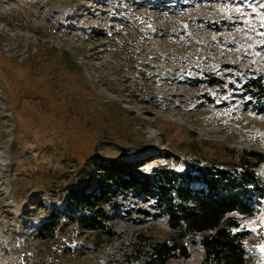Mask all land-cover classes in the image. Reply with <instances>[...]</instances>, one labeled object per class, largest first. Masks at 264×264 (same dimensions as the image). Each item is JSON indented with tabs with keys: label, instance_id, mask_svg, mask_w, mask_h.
<instances>
[{
	"label": "rangeland",
	"instance_id": "1",
	"mask_svg": "<svg viewBox=\"0 0 264 264\" xmlns=\"http://www.w3.org/2000/svg\"><path fill=\"white\" fill-rule=\"evenodd\" d=\"M262 5L0 0V47L17 62L9 69L0 61L7 78L0 81V264H145L152 241L172 238L164 209L147 198L124 202L111 221L113 236L77 227L57 177L76 174L75 181L94 185L96 168L87 159L90 174L76 173L70 156L83 144L73 125L95 142L96 161L143 158L149 171L192 172L195 151L224 160H237L242 150L264 155V114L239 88L249 75L264 77ZM211 76L214 85L206 82ZM260 204L241 219L248 229L244 264H264V198ZM54 214L55 231L38 237ZM189 238V256L176 252L168 264H201L199 236Z\"/></svg>",
	"mask_w": 264,
	"mask_h": 264
},
{
	"label": "trees",
	"instance_id": "2",
	"mask_svg": "<svg viewBox=\"0 0 264 264\" xmlns=\"http://www.w3.org/2000/svg\"><path fill=\"white\" fill-rule=\"evenodd\" d=\"M62 53L70 61V67L79 70L72 55L68 51ZM5 60L9 69L17 63L8 59L0 47V61ZM0 77V81L6 83L7 78L2 74ZM183 77L191 79L187 72ZM206 82L214 85L217 79L211 76ZM239 85L245 103L255 112L264 114V77L249 75ZM73 127L77 133L74 138L83 144L72 149L70 156L76 173L90 174L91 170L85 169L88 160L89 168H96L94 185L88 180L84 184L75 181L76 174L69 179L66 175L57 177V186L65 189L68 215L80 230L96 232L102 238L113 236L111 221L125 201L153 199L154 206L164 209L166 223L173 234L170 239L151 242L145 264H168L176 252L188 257L189 237L196 235L204 254L201 264H244L248 260L249 250L244 241L248 229L241 219L259 212L264 198V179L257 171L264 161L262 151L242 150L237 160L205 157L195 151L191 158L195 160L191 163L192 172L182 174L166 168L149 171L143 168V158L113 157L96 161L93 159L95 142L87 143L85 137L79 136L81 128ZM193 134V131L188 132L190 139ZM29 187L26 186L23 197ZM15 192L20 202L19 193ZM135 209L138 213L145 212L140 207ZM55 214L39 226L38 237L46 238L55 231L58 224Z\"/></svg>",
	"mask_w": 264,
	"mask_h": 264
},
{
	"label": "snow or ice",
	"instance_id": "3",
	"mask_svg": "<svg viewBox=\"0 0 264 264\" xmlns=\"http://www.w3.org/2000/svg\"><path fill=\"white\" fill-rule=\"evenodd\" d=\"M262 7H264V5H262ZM236 11H237V12H241V9H240L239 7H237V8H236ZM254 11H255V9H254ZM262 26H264V25H262Z\"/></svg>",
	"mask_w": 264,
	"mask_h": 264
},
{
	"label": "bare ground",
	"instance_id": "4",
	"mask_svg": "<svg viewBox=\"0 0 264 264\" xmlns=\"http://www.w3.org/2000/svg\"><path fill=\"white\" fill-rule=\"evenodd\" d=\"M261 170H263L264 169V161L261 163Z\"/></svg>",
	"mask_w": 264,
	"mask_h": 264
}]
</instances>
